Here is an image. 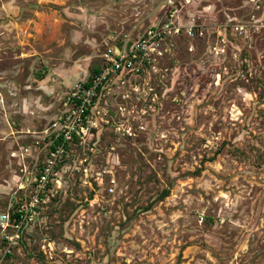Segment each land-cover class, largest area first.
<instances>
[{
    "label": "rangeland",
    "instance_id": "374dc122",
    "mask_svg": "<svg viewBox=\"0 0 264 264\" xmlns=\"http://www.w3.org/2000/svg\"><path fill=\"white\" fill-rule=\"evenodd\" d=\"M252 9L181 7L178 21L194 17L205 35L177 37L167 70L141 78L125 118L136 136L112 124L97 135L95 165L113 168L115 192L71 169L3 264H264V29L248 41L228 31L224 56L209 48ZM168 22L169 0H0V213L26 199L19 185L44 159L35 140L70 88L107 47Z\"/></svg>",
    "mask_w": 264,
    "mask_h": 264
},
{
    "label": "built area",
    "instance_id": "2783aa9c",
    "mask_svg": "<svg viewBox=\"0 0 264 264\" xmlns=\"http://www.w3.org/2000/svg\"><path fill=\"white\" fill-rule=\"evenodd\" d=\"M200 2L181 0L178 6L174 0H169V22L165 26H151L131 41L110 45L103 54L100 71L70 88L62 113L35 140L37 148L44 150V159L37 165L32 178L19 185L20 190H27L26 199L20 201L13 212L0 213V264L20 244L24 229L38 218L51 196L64 187L66 173L71 169L80 174L84 186L97 185L110 194L115 192L113 168L106 165L104 169H97L95 165L100 138L97 135L104 126L111 124L120 136L137 135L125 118L131 112L129 104L134 98L139 99L145 90L141 78L167 70L164 60L173 53L177 37L192 40L205 35V26L197 23L194 17L187 24L178 21L181 7ZM250 2L253 9L247 21L231 19L215 30V39L209 47L211 53L218 57L228 53V31L248 41L264 29L262 0ZM189 50L193 51L194 45L190 44ZM119 116L115 121L114 117ZM78 151L80 154L73 167L69 160L72 153Z\"/></svg>",
    "mask_w": 264,
    "mask_h": 264
},
{
    "label": "trees",
    "instance_id": "16d2710c",
    "mask_svg": "<svg viewBox=\"0 0 264 264\" xmlns=\"http://www.w3.org/2000/svg\"><path fill=\"white\" fill-rule=\"evenodd\" d=\"M99 71H100V67H99V68H95V69L93 70V74H92V75L98 73ZM92 75L89 77V79L92 77ZM168 194H169V190L167 189V190H165V191L163 192L162 197H165V196H167Z\"/></svg>",
    "mask_w": 264,
    "mask_h": 264
},
{
    "label": "crops",
    "instance_id": "0c3cea01",
    "mask_svg": "<svg viewBox=\"0 0 264 264\" xmlns=\"http://www.w3.org/2000/svg\"><path fill=\"white\" fill-rule=\"evenodd\" d=\"M262 5L264 6V0H262ZM213 34L215 35V31H213Z\"/></svg>",
    "mask_w": 264,
    "mask_h": 264
}]
</instances>
